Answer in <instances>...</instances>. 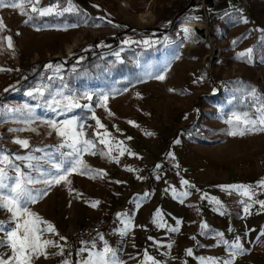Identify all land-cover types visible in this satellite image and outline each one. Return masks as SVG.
<instances>
[{"label": "rangeland", "instance_id": "374dc122", "mask_svg": "<svg viewBox=\"0 0 264 264\" xmlns=\"http://www.w3.org/2000/svg\"><path fill=\"white\" fill-rule=\"evenodd\" d=\"M72 2L80 10L78 13H65L62 17L34 14V19L28 23H25L28 17L21 15L18 9L0 8V18L5 25L0 30V37L11 36L13 43L10 49L7 41L0 39V69H4L0 70V108H18L24 104L35 106L38 101L26 93L45 84L52 90L66 84V93H107V109L97 106L98 96L94 95L92 101L80 100L81 104H90L89 109H73L58 119L68 116L83 119L89 137L97 143V154L84 153L82 159L88 167L103 169L107 173L106 157L113 159L99 154L108 149L92 135L94 130L104 131L97 129L96 121L91 118L95 112L111 134L107 139L113 145L112 156L120 160L123 171L120 178L126 180L131 190L144 186V190L137 192L130 202V207L138 212L137 224L129 227L127 234L123 235L119 259L124 264H142L145 252L159 264H201V257L227 259L226 246L217 243L216 232H222L224 239L230 242L236 236L241 237L247 250L235 259L234 264H253L255 260L250 251L254 236L248 227L250 216L244 213L243 207L247 200L239 202L243 195L221 186L250 185L253 182L251 176L255 175L257 182L264 176V132L232 136L228 134L231 126L226 122L233 112L254 111L251 107L253 98L247 96V90L255 87L258 94L264 96V41L261 40L264 32L260 31L264 29V0ZM86 2L100 5L95 7V16L81 11L79 5ZM53 3H59L61 8L67 6V0H40L39 6ZM69 14L74 22L66 17ZM185 20L207 25L205 30L213 41L188 45L179 40L176 24ZM70 24L77 27H65ZM117 34L125 37L118 39L114 48L84 59L86 52L94 49L95 41ZM129 38L136 42L159 43L151 46L122 43ZM233 40L238 42L234 45ZM250 47L253 48L251 61L247 56L237 58V53ZM121 48L124 50L120 51ZM115 52H120L119 60L113 55ZM37 63H43L41 70L28 76L27 71ZM48 64L53 67L46 68ZM57 65L62 66L58 73L55 71ZM156 75L165 78L158 80ZM48 77L54 79L49 81ZM51 116L48 110L37 108L35 117L39 119L34 118L30 124H25L19 113L0 114V150L27 154L28 149L13 142L19 137L29 140L33 148L54 152L61 138L43 123ZM20 128L25 130L9 131ZM177 140L179 143L175 142ZM118 141H123L135 155L128 152L120 155ZM62 150L69 151L67 148ZM170 152L172 156L168 155ZM158 164L159 168L156 167ZM93 176L95 178H91ZM70 179L71 185L63 182L53 185L46 196L30 205L32 211L52 224L58 222L61 214L63 222H67L66 218L72 213H77L85 224L90 223V217L97 216L106 207V200L109 201L106 197L102 199L99 193L106 183V175L101 177L95 171L85 175L74 173ZM181 179L195 187L182 186ZM131 184L137 188H132ZM57 187L60 194H55ZM69 187L73 191L70 192ZM152 191L157 192L155 199ZM184 191L195 194V198L192 196L193 199L188 200L191 195L182 197L181 203L178 194ZM204 194L207 198L202 199ZM213 197L221 201L223 207L220 210L225 212L217 221L218 225L210 219L209 205L216 204ZM97 200L100 203L92 214L91 202ZM229 202L231 208H228ZM165 203L174 208V223L167 227V222L162 219L165 226L159 227L158 223L152 224V217ZM9 216L0 210V220L7 222ZM177 220L180 221L179 231H170V228L177 227ZM201 223H206L208 228L201 229ZM67 229V225L58 227L59 235L45 233V236L60 243L59 236L68 232ZM207 236L212 240L209 245L205 244ZM215 246L221 252L217 256L208 254V247ZM186 249H192L191 256L186 254ZM0 251L10 253L8 249ZM86 255L80 253L68 260L75 264ZM35 264L61 263L57 255H51L47 259L40 257Z\"/></svg>", "mask_w": 264, "mask_h": 264}, {"label": "snow or ice", "instance_id": "6c2138e0", "mask_svg": "<svg viewBox=\"0 0 264 264\" xmlns=\"http://www.w3.org/2000/svg\"><path fill=\"white\" fill-rule=\"evenodd\" d=\"M40 0H0V8L11 7L18 9L21 15H26L28 19L25 23L32 21L34 19V14H38L41 17L45 16H57L62 17L65 13H78L80 10L72 2V0H67L66 7H60L59 3H53L46 7L39 6ZM198 19V17H194ZM243 22H247L246 19ZM47 26V25H46ZM5 27L3 19L0 18V30ZM65 27H77L76 24L66 25ZM187 31V30H185ZM264 32V29L260 30ZM0 39L7 41L8 48H13L12 37H0ZM264 41V36L261 37ZM238 41L233 40L235 45ZM122 43H143L145 45L151 46L152 44L159 43V41H132L130 38L125 39ZM124 49L121 48L120 51ZM253 48L245 49L242 52L237 53V58L248 57L249 61L252 59ZM113 55L116 56L117 60L120 59V52H115ZM80 59H83L81 57ZM46 68H52L53 65H45ZM61 65H57L55 71L58 73L60 71ZM4 70V69H0ZM156 79L163 80L165 77L163 75H156ZM49 81L53 80V77H48ZM63 81V77H60ZM66 84H61L55 90H52L50 85H40L36 88L28 91L27 96L36 99L38 102L35 106L24 104L18 108H9L8 106H3L0 108V114L3 113H19L24 119L23 123L30 124L35 117V110L37 108H44L48 110L52 116L46 120H43L50 129L54 130L56 135L60 137V143L55 146V151H45L42 148H33L30 141L27 139H21L16 137L13 142L20 145L22 148L28 149L27 154H11L4 150H0V210L6 211L10 214L8 221L0 220V249H8L7 251H0V264H35V261L40 257L45 259L49 258L51 255L64 256V246L53 239L47 238L45 233H50L53 235H59L55 226L42 218L38 213L32 211L30 205L35 204L43 196L48 194V191L53 185H59L62 182L66 185H71L72 181L70 179L71 175L78 173L80 175H85L95 171L101 177L107 175L103 169H92L88 167L84 160L82 159L84 153H90L96 155L97 143L94 139L89 137L86 131L88 127L82 118L76 116H68L67 118L58 119V117H64L67 113L72 112L73 109L91 107L90 104H81V99H86L92 101L94 95L98 96L97 106H104L107 109V93H92L84 92L82 94H76L72 92H67ZM7 91V89H5ZM237 91H245V89H237ZM47 93V94H46ZM247 96L253 98V103L251 107L254 109L253 112L249 113L247 111L243 113L233 112L232 115L226 121L230 126L231 130L228 132L229 135H244L247 132H264V96L258 94L255 87L250 88L246 92ZM236 97H233L235 99ZM100 102H103L102 104ZM258 105V106H257ZM110 115L112 113L109 112ZM92 119L96 121L97 129H104L103 133L99 131H93L92 135L98 137L99 144L105 145L107 147V152L100 151L101 156L107 155L115 162H119L118 157L112 156L113 145L107 139L111 134L101 123L100 119L96 117L95 112L92 113ZM130 124H134L133 121H129ZM115 127V126H114ZM25 129H9V131H24ZM35 131V129H31ZM51 134V132L49 133ZM151 135V133H147ZM126 139H132V137H126ZM179 143V140L175 141ZM69 149V151H63L62 149ZM117 150L120 155H124L128 152L130 155H135L130 149L124 145L123 141L117 142ZM35 153H43V155H36ZM172 156L170 152L168 154ZM174 158V157H173ZM19 161L20 163H17ZM157 168L160 165H156ZM129 171H133L132 168L128 167ZM91 178H95L94 176ZM143 179V177H138ZM159 178V177H158ZM120 183V181H117ZM181 185L187 186L188 188H194V185H190L187 180L181 179ZM257 186L264 190V178L258 181ZM225 189H231L239 192L252 203L258 204L261 210H264V200L254 199L256 195V189L251 185H223L221 186ZM69 191H73L69 187ZM175 192V190H174ZM80 195V194H78ZM191 195V192L184 191L178 194V198H181V203H183L182 197H187ZM147 196V193H145ZM202 199L207 198V194H204ZM212 200L219 205L217 211H220L221 205L220 201L215 197ZM100 201L91 202L92 207H96ZM244 203V213L250 215L251 204L247 202ZM139 207V204H137ZM223 214V212H221ZM123 214L117 213L118 217H122ZM156 216L158 220L159 227H164L165 223L162 222V216L160 215V210H156ZM7 223V227L5 226ZM124 228L120 229L121 235H126L128 232L131 220L127 219L123 221ZM177 227L170 228V231H179L180 221H176ZM208 225L206 223H201V229H207ZM231 231V229H229ZM261 236H264V228L261 229ZM100 240H104L103 234H98ZM216 236L219 238L217 243L226 246V251L228 253L227 259H220L216 257H209L207 259L201 257V264H234L235 259L243 255L247 250L245 249L243 243L241 242V237L236 236L233 241H228L224 239V233L216 232ZM151 239V237H149ZM259 239V237H258ZM60 241H67L64 236H59ZM88 242L82 241V244H87ZM171 245H169L170 247ZM55 248L58 249L56 252H49L48 249ZM86 253V257L75 262V264H124V262L118 257V250L109 246L107 241H104L103 247L98 248L95 241L91 243V247H81L77 253ZM186 254L191 256L192 249H186ZM151 261V264H159V261L155 260L153 257L149 256L145 252V259L142 264H147ZM61 264H72L71 261L63 259Z\"/></svg>", "mask_w": 264, "mask_h": 264}, {"label": "crops", "instance_id": "0c3cea01", "mask_svg": "<svg viewBox=\"0 0 264 264\" xmlns=\"http://www.w3.org/2000/svg\"><path fill=\"white\" fill-rule=\"evenodd\" d=\"M79 6L82 9L81 11L89 12L94 16H95V12H96L95 7H100V5H97L95 2H93V4H90V2H86L85 4H80ZM66 17L70 21L74 22L71 14H69L68 16L66 15ZM106 171H107L106 183L101 187V190L99 191L101 198L102 199L105 197L109 198V201L106 200V206H109L111 208L114 207L113 209H117V210L122 211V213H124L126 215L127 219L131 220V224L129 225V227H133V226L135 227L137 224L136 223V220H137L136 217H138L136 215V213L138 214V212L136 210H134L133 207H130V202L132 200V197L137 192H141L144 190V186L141 189H136L137 188L136 185L131 184L130 186H132V188L134 187L136 189V190H134V189L131 190L128 187V185L126 184V180L121 179L119 176V174L121 172H123L120 168L119 162L117 163V162H115V160H109V158H107V157H106ZM256 178L257 177L255 175L250 177V181H253L250 183V185L256 189V195H255L254 199L264 200V190L260 189L257 186L258 182L255 180ZM262 178H264V176H262ZM117 181H120V183H117ZM55 194H60L58 187L55 191ZM151 194L155 199L157 192L153 193V191H152ZM194 195L192 194L191 198H188V200L193 199L192 196H194ZM194 198H195V196H194ZM243 199H246L247 200L246 202L252 205L250 208L251 214L249 215L251 222L248 223V227L250 228V231L252 232V234L254 236L253 237L254 241L251 243L250 256L253 259V261L255 260L253 262V264H264V236L260 235L261 229L264 228V210H261V208L258 204L252 203L251 200H248V198L244 197V196L242 197V199L239 202H243ZM139 202L142 203L143 200L141 198H139ZM220 203H221V201H220ZM188 206L190 208V205H188ZM209 206H210L209 210L212 212V217L210 219H211L212 223H214L215 225H218L217 221L220 219V217L223 216V214L225 212H223L222 210L217 211V208H218L217 204L209 205ZM94 209H95V207L92 208V214H94L93 213ZM146 211H147V215H148L149 214L148 212L150 211L149 206H148V208H146ZM221 212H223V214H221ZM160 215L162 216V219H165V221L167 222V227H170V225H172L174 223V219H175L174 208H171L170 204H168V203L163 204V206L160 210ZM62 216H63V214H61L59 216L58 222H54L53 225L56 228H58V227L63 228L67 225L68 229L66 231H69L76 226L85 225V223L82 222V219L78 217L77 213H72L71 215H69L66 218L67 222L66 221L63 222ZM95 217L96 216L90 217V222ZM157 220H158V217L153 216L152 217V224H156L157 222H155V221H157ZM153 221H154V223H153ZM86 224H88V222ZM63 233H65V232H63ZM256 236H258L259 239H258V237L255 238ZM211 242H212V240L210 239V236H207L206 240H205V244L209 245ZM220 252L221 251L219 250V247H217V246L208 247V254H213L214 256H217Z\"/></svg>", "mask_w": 264, "mask_h": 264}, {"label": "built area", "instance_id": "2783aa9c", "mask_svg": "<svg viewBox=\"0 0 264 264\" xmlns=\"http://www.w3.org/2000/svg\"><path fill=\"white\" fill-rule=\"evenodd\" d=\"M230 205L231 203L228 204V208H231ZM117 213L123 214L122 217H118ZM124 220H127V217L122 211L109 206L102 208L90 223L76 226L63 233L62 236L66 237L67 241H60V244L64 246L65 255H57L58 262L75 257L81 247L90 248L93 241L98 248H102L104 241H107L109 246L119 251L123 237L119 230L124 228ZM98 234H103L104 240H100ZM82 241L88 243L82 244Z\"/></svg>", "mask_w": 264, "mask_h": 264}, {"label": "bare ground", "instance_id": "6f19581e", "mask_svg": "<svg viewBox=\"0 0 264 264\" xmlns=\"http://www.w3.org/2000/svg\"><path fill=\"white\" fill-rule=\"evenodd\" d=\"M206 26L204 23L199 21L185 20L179 21L176 24V31L179 34V40H182L185 44L194 45L199 42L213 41L212 36L209 35L208 31L205 30ZM67 49H69V46L67 47ZM217 50L218 49L216 48L215 51Z\"/></svg>", "mask_w": 264, "mask_h": 264}, {"label": "trees", "instance_id": "16d2710c", "mask_svg": "<svg viewBox=\"0 0 264 264\" xmlns=\"http://www.w3.org/2000/svg\"><path fill=\"white\" fill-rule=\"evenodd\" d=\"M58 20H62V18H59ZM124 34H117L115 36H108V37H104L101 40H97L94 43V49L93 50H89L86 52V57L84 58L85 60L91 59L93 58L95 55H97L98 53L101 52H106L112 48H114V46L116 45V42L118 39L120 38H124ZM43 63H37L35 65H33L27 72H28V76H32L34 74H36V72H38L39 70H41Z\"/></svg>", "mask_w": 264, "mask_h": 264}]
</instances>
